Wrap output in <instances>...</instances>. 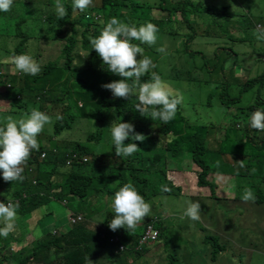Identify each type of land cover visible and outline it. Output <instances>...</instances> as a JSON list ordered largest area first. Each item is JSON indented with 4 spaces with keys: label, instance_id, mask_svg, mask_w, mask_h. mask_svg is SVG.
<instances>
[{
    "label": "trees",
    "instance_id": "16d2710c",
    "mask_svg": "<svg viewBox=\"0 0 264 264\" xmlns=\"http://www.w3.org/2000/svg\"><path fill=\"white\" fill-rule=\"evenodd\" d=\"M39 1L38 4L41 2L48 9L43 8L38 14L40 17L33 24L34 32L32 34L21 31L25 19L17 20L12 24V34H7L15 39L12 42L13 51L10 53H27L38 61L37 58L42 55L41 40L44 42L62 40L60 57L39 61L42 67L41 72L36 76L24 74L20 86L17 85L15 74L11 72L6 75L5 72H0V87L4 89L3 97L0 98L7 100L8 105L5 106L9 107L11 116L20 118L23 115L17 113L21 110L22 103V108L25 104H29L26 112L32 107L41 111L42 104L40 103L51 102L55 106L50 114H47L53 120L51 135L49 137L44 134L38 135L40 148L38 151H32L21 174L22 180L5 182L0 174L1 194L12 195L19 201L17 217L23 214H32L43 205H53L56 201H65L66 203V196L81 201L95 193L104 191L105 197H111L124 183H132L139 193L145 188L141 195L143 198L151 197L149 189L158 188L155 184L157 174L162 173L163 181L167 180L165 175L168 173L160 167V164L168 157H172L176 162L186 153L189 156L190 152L191 161L196 166V169L191 170V173L194 175L195 185L200 191L190 194L189 200L202 203L197 195L204 193L225 203L228 198L223 196L224 190L220 189L219 185L224 189L225 185L229 183L228 177H232L236 186L234 198L237 205L243 207V204H240V201L243 202V200L238 199L236 193L241 192V196H243L245 190H251L256 196L254 199L248 200L251 202L247 203L248 209L260 211L264 218V137L255 143L254 135L257 134V131L249 126L251 113L256 109L264 111L262 106L264 99L260 97V90L264 86V73L246 78L236 86L237 92H232L230 85L233 81H229L224 73L219 82V80L211 81L199 75L195 67L193 68L196 72L189 69L186 75L184 70L183 74L177 72L181 70V64H173L168 55L173 52L178 53L179 48L174 47L168 52H161L151 49L157 45V41L153 45H140L144 49V55L150 57L154 64L149 74L141 77V82L149 79L151 72H156L164 81L180 87L185 84H194V88H200L198 92L203 91L205 104H209L211 107L214 103L217 104L214 106L221 105L225 107L224 111L239 102L248 90L256 89L257 95L252 96L244 107H238V110L233 114L234 117L243 120L245 117L243 110L249 112L245 117L247 118L244 122L245 129L240 135L239 145L244 143V148L241 150L236 149L239 145L226 146V144L229 143L227 140L230 138L229 136H233L234 139L238 138V135L234 134V130L243 128L244 124L241 126L234 122L235 128L230 129V120L225 119L227 116L225 113H223V119L220 117L216 120L211 118L212 121L207 119V124H194L188 120L187 115L183 114L182 105H179L175 118L165 124L159 119L152 121L150 117H144L136 111L135 105L138 103L136 97H130L128 100L113 98L110 90L101 87L102 84L123 79L108 71L107 65H104L95 50L91 49L88 39L89 36L98 35L110 18L116 17L123 22L135 24L137 27L151 22L159 29L157 37L159 33L163 32L172 37L179 36L186 49L187 46L193 44L192 41L196 33L194 20L197 23V20L200 19L197 4L201 2H196V0H92V4L84 12H74L72 0H62L68 14L58 20L53 10L55 0ZM27 2L30 4L35 1L27 0ZM220 2L221 7H213L212 10L210 8L211 14L217 20L213 19V25L216 22V27H218L220 19L236 18L237 23H242L244 25L242 28L248 31L255 27L252 26V19L247 16L248 11L247 15L240 14L243 12L238 11L239 13H237L230 10V5L225 0H220ZM159 12L167 16L170 22L167 27L170 28L169 30L165 29L167 21L164 22L162 19L153 17ZM178 14L181 15L182 21L176 18ZM257 23H259L258 20ZM235 33H239L238 29ZM236 40L245 41L246 35L236 38ZM222 49L226 55L224 58L231 61L232 65L237 64V58L233 57L234 52H231L227 47ZM217 50H221V48L217 47ZM195 53L203 54L192 51V53H188V57H192ZM218 56L220 57V55ZM139 58L137 56V59ZM178 59L182 60L180 52ZM226 60L222 62L217 58L215 63L210 66L205 63V66L208 71H211L216 64H220L224 71L226 70L224 68ZM0 63L3 62L0 61ZM165 63H168L166 68ZM12 66L10 64L9 68H13ZM226 73L228 74V72ZM232 79H237V77L234 76ZM194 88H189L187 92H191ZM1 99L0 105L2 104ZM44 105L46 107L48 104ZM1 113L2 110H0V120L8 116ZM57 115L62 116L63 119L56 120ZM112 121L131 123L136 133L146 137L143 142L131 140L124 142L125 144L136 143L140 150L127 157L115 155L114 144L108 128ZM215 122L217 123L214 126ZM147 129H149L148 133H146ZM68 130L71 131L61 139H54L56 135ZM80 132L82 139H79ZM107 136L109 137V146L107 142L103 143V139ZM156 140L157 142L151 144ZM162 140L164 141L162 142ZM41 153H44L43 158H41ZM229 157L233 159L228 163V167L227 165L221 166L223 160H227ZM244 158L245 162L242 161ZM219 169H222V172ZM137 171L144 172V174L138 175ZM262 171L263 174H260ZM211 173L214 178L209 180L206 176ZM219 174H221V178L217 177ZM183 180H187V177H183ZM167 185L168 189L166 186L162 187L165 193L182 195L183 185L174 186L172 179H168ZM255 187L258 193L254 190ZM237 205L233 208L222 206L224 209L219 211L221 217L229 218L230 225L235 219L239 224L248 219V213L238 212ZM219 207V204L208 208L201 205L200 219L201 217L202 220L212 218L216 212L215 209ZM45 211L46 209L43 208L39 213L44 214ZM47 212L51 214V212L54 213V210L50 209ZM111 213L114 216L112 210ZM72 214L75 213L72 212ZM104 215L102 223H96L87 217L67 225L63 230L55 227L51 230L53 233L38 236L30 241V245L29 243L24 244L23 231L20 230L19 233L21 226L19 225L18 228L16 227L17 232L14 228L9 233V235L11 234L10 241L15 244H23L24 247L19 249L15 247L10 250L8 247L10 243L7 242L5 246L8 249L0 255V264H87V258L92 259L93 264H102L103 261H106L107 264H125L128 257L141 254L144 248L137 251L134 246L151 219L142 225V222L139 223L135 230L121 228L114 232L108 227V222L113 216L109 217L110 213L107 210H104ZM238 215L241 218H238ZM213 218L217 221L213 225L216 228L219 227L218 229L222 232H226L228 227L220 223L221 219ZM154 221L153 226H158L157 221ZM164 224L163 220L162 229ZM0 227L3 225L0 224ZM219 233L210 231V234L202 235L201 241L210 246L208 253L211 254V261H215L217 255L225 247L224 243L220 241L223 238ZM112 235H119L120 243H124L126 247L119 249L118 244L110 243L108 238ZM221 235H228V232L221 233ZM263 235L264 233H261V237ZM159 237L158 239H160ZM5 241L6 238L0 236V248H4ZM167 256V264H178L173 253H169Z\"/></svg>",
    "mask_w": 264,
    "mask_h": 264
},
{
    "label": "rangeland",
    "instance_id": "374dc122",
    "mask_svg": "<svg viewBox=\"0 0 264 264\" xmlns=\"http://www.w3.org/2000/svg\"><path fill=\"white\" fill-rule=\"evenodd\" d=\"M33 1L35 2L29 4L27 0H14L11 11L6 13L0 12V61L5 63L0 64V72H5L6 75H9L11 72L15 74L16 82L19 86L22 83V76L24 74L14 71L13 68H9L10 65L8 58L15 54L10 53L13 51L12 42H14L15 39L13 36H7V34H12V24L21 19H25L24 26L22 27L21 31L30 32L31 34L34 32L32 27L40 17L38 14L43 10V8L48 9V7L43 6L40 2L45 0ZM38 1L41 5L38 4ZM198 1L201 2L197 4L200 19L197 20V23L196 20H194V29L196 33L192 41L193 44H190L185 49L184 43L179 36L172 37L169 34L163 32L158 34L157 45L151 49L154 51H160L159 49H163L161 52H168L172 48L177 47L180 49V54H182V60L178 59V51V53L173 52L168 55L173 64H181V70L177 72L183 74L182 72L184 70L186 75L187 70L190 69L191 71H194L193 67H195L197 69L195 70L199 75H202L204 78L211 81L219 80V82L222 80V74L224 73L226 74V77H228L229 81H233L232 85H230V90L232 92H237L238 88L236 89V86H238L239 83L245 81L246 78L255 77L261 73H264V36H262V32H264V0H225L230 5V10H232L233 5L237 8L245 9V11H240L239 9L234 8L232 11H236L237 13L240 11L243 12L240 14L245 13L246 15L248 11L247 16L252 19V26L256 27L250 28L249 31L242 28L244 25L242 23H237L236 18H225V20L220 19L219 26L216 27V22L215 25L212 23L213 19L215 18L211 14L210 8L212 10L213 7H221L222 4L220 0H196V2ZM153 17L159 20L162 19L164 22L167 21L165 23V29H170L167 28L170 25V22L168 21L165 14L159 12ZM176 18L182 21L180 14H178ZM257 20L259 23H257ZM206 22H208V24H206ZM237 29L239 31L238 34L235 33ZM243 35H246L245 41L236 40V38H240ZM32 41L35 40L32 39ZM62 44V40H48L47 42L41 40L40 46L42 47V55L37 58V62L60 57V49ZM217 47H220L221 50H217ZM223 47H227L231 52H234L233 57L237 58V64L232 65L231 61H227L224 58L226 55L222 49ZM192 51L202 52L203 54L195 53L192 55V57H188V53L190 54ZM218 55H220V57ZM217 58L222 62L223 60H226V63H224V68L226 70L223 71V67H221L220 64H216L214 69L208 71L205 63L210 66L216 62ZM40 62L39 64L41 66ZM167 64L168 63H165V68L167 67ZM226 64H229L230 66L226 68ZM226 72H228V74ZM234 76L237 77V79L233 80L232 78H234ZM166 82L174 87L173 88L171 86L174 91L182 94V112L185 116L187 115L188 120L194 124H207V119L211 120V118L216 120L218 117H220L223 119V113H225L227 115L225 119L230 120V129L235 128L234 122L238 121L240 122L239 124L243 126L244 121L238 117H234L233 114L238 110V107H244L248 104V101L252 98V96L257 95L256 89H250L244 94L243 98L239 102L234 103L230 109L224 111L225 107L221 105L214 106L217 105L214 103L211 107L209 104H205L203 100V91L198 92L200 88H194V84H185L184 86L180 87L179 85H174L171 82ZM189 88L194 89L191 92H187ZM3 93L4 89L0 87V97H3ZM260 97L264 99V86L260 90ZM4 100L5 99H1L2 104L0 105V110L5 109L1 114L10 115L9 107L5 106L8 105V103L3 102ZM40 104H42V108L40 107L41 111L45 112L46 114H50V112L53 110V107H55L51 102ZM44 104L48 105L45 107ZM262 106L264 110V105ZM22 107L21 110L17 111L18 115L19 113L20 115L24 114L28 109L29 104L27 103L24 105V108ZM247 112V110H243V115L245 117ZM216 123L217 122L214 123V126ZM51 129V124L45 125L44 130L40 133V135L44 134L45 136L49 137L51 135ZM244 129L245 124L243 128L234 130V134L238 135V138L234 139L233 136H229L230 138L227 139L229 143L226 144V146H238L241 142L240 135ZM71 130L63 131L62 133L56 135L54 139H61ZM148 130L149 129L146 130V133L149 132ZM81 135L82 133L80 132L79 139H82ZM263 137L264 133L257 131V134L254 135V141L258 142L259 139H262ZM163 141L164 140H162V142ZM82 142L88 144L85 140H82ZM105 142H107L109 146L108 136L103 139V143ZM155 142H157V140L151 144ZM242 148H244V143H241L236 149L241 150ZM232 159V157H229L227 160H223V163L220 165H227L228 167V163ZM236 160L240 162V160ZM242 161L245 162V158ZM160 167L167 171L168 174L165 175L167 180L166 182L163 181L162 173L157 174L155 184L158 186V188L154 190L149 189L151 197L144 198L145 201L151 204L152 211L151 214L141 223L142 225L144 222H147L151 219L145 229L150 228V231L155 234L156 239L154 242L147 244L146 247H144V249L141 251V254H136L135 257H128V261L125 264H167V255L169 253H173L178 264H264V235L261 237V233H264V218L261 216L260 211L248 209L247 203L250 204L251 202L244 201L242 198L243 196H241V192L236 193V197L243 200V202L240 201V204H243V207L237 205V201L234 198V192L236 191L233 190V188L236 189L234 184L235 181L231 177L229 178L228 185H225L224 189L219 185L220 189L224 190L223 196L228 198L225 203L222 202V200L220 201L204 193L197 195L199 201H202V203H200L202 206L208 208L210 206L212 207L213 205L219 204L220 207L215 209V214H217H214L212 218H205V220H202L203 218L201 217V219L198 221H192L183 214L187 206L185 202L189 200L188 198L190 194L198 193L200 190H198V186L195 185L194 175L191 173V170L196 169V166L191 161L190 152L189 156L188 153H186L183 158H178L176 162L173 161L172 157H168L165 161H163V163L160 164ZM232 169H234V167H232ZM136 173L138 175H141L142 173L144 174V172L141 171H137ZM260 174H263V171ZM183 177H187V180H183ZM206 177L209 180L214 178L212 173ZM168 179H172L174 186L183 185V188L181 189L182 195H172L163 191V186H166L167 189L169 188L167 185ZM144 189L145 188L142 189L143 191H140V194L144 193ZM254 190L258 193L256 187ZM104 194V191L101 193H95L81 201L79 199L66 196V203L63 201H56L55 204H50L52 208L50 205L47 206L46 204L33 211L32 214H23L17 217L14 223V228H18V226L21 225L19 233L20 230L23 231L24 244L29 243L30 245V241L37 238L38 236L46 233H53L51 230L55 227L63 230V228L68 225L67 216L71 212L82 213L84 218L89 217L98 223L105 217L104 210H107L110 213L109 217L111 216V209L109 207L110 197H105ZM255 196L256 195H254V198ZM100 203L102 204L100 205ZM235 205H237L238 212L248 213V219L243 220L242 224H239V222H237L235 219L233 224L230 225L229 218L225 219L227 216L221 217V213L219 211L224 209L222 206L233 208ZM43 208L46 209L45 213H39V211ZM50 209L52 211L54 210L53 214L47 212ZM239 215L238 218H241ZM213 217L221 219L219 220L220 223L228 227V229L226 228V232H228V235L231 239L227 235H221V233L226 234V232H222L220 229H218L219 227L216 228L213 225V223L216 224L217 222ZM152 220H156L158 226L154 227ZM163 220L165 224L163 225L164 228L162 229L161 227ZM154 223L156 222L154 221ZM159 223L161 224L159 225ZM210 231H217L218 233L220 232V236L226 240V243L223 240H220L221 243H224L225 247L223 251H220V253L217 255L218 257L215 261H211L210 259L211 254L208 253V249L210 248L209 244H205L201 241L202 235L204 236L206 234H210ZM158 237L160 239H158ZM10 238L11 234L6 237V241L3 246L4 248H0V255H2L5 250L7 251L8 248L5 246L7 242L10 243V247L8 246L10 250L14 249L15 247L17 249L24 247L23 244L12 243ZM109 242L113 243L110 240ZM102 264H107V262L103 261Z\"/></svg>",
    "mask_w": 264,
    "mask_h": 264
},
{
    "label": "clouds",
    "instance_id": "9594fccd",
    "mask_svg": "<svg viewBox=\"0 0 264 264\" xmlns=\"http://www.w3.org/2000/svg\"><path fill=\"white\" fill-rule=\"evenodd\" d=\"M13 3L14 0H0V12L11 11ZM91 4L92 0H72L74 12H84ZM234 8L245 11L244 8H237L233 5L232 10ZM53 10L58 20L68 14L62 0H55ZM158 31L157 26L151 22L137 27L135 24H129L112 17L98 35L89 36L88 39L91 49L95 50L103 64L107 65L108 71L123 78L102 84L101 87L110 90L113 98L128 100L130 97H136L138 100L135 105L136 111L144 117H150L152 121L159 119L166 124L175 118L178 106L183 101L182 94L174 91L156 72H151L150 78L141 82V77L148 75L154 64L150 57L144 55V49L140 45L155 44ZM262 36H264V32H262ZM159 50L163 51V49ZM137 56L140 58L137 59ZM8 62L9 65H13V70L16 72L31 76H36L41 72L39 62L27 53L13 54L8 58ZM229 66V64L225 65L226 68ZM3 102H7V100L5 99ZM62 119V116H56V120ZM52 123L53 120L49 115L35 107L30 108L20 118L8 115L0 120V174L5 182L22 180L21 174L32 151H38L40 148L38 135L44 130L45 125ZM238 125L240 124L238 123ZM249 126L256 131H264V111L254 110L249 118ZM108 128L116 156L127 157L140 150L136 143L125 144V140L143 142L146 139L143 134L136 133L134 126L128 122L112 121ZM43 157L44 153H41V158ZM242 198L244 201L254 199L253 192L245 190ZM109 200V207L114 216L108 222V227L114 232L121 228L135 230L137 225L144 221L152 211L151 204L145 201L132 183H124ZM18 203L17 198L0 192V224L3 225L0 227V236L6 238L13 230L17 219ZM185 203L187 206L183 213L184 216L192 221H198L200 219V203L192 200ZM76 215H81V219L84 218L82 213L72 214L71 212L67 216L68 225L72 224L68 217ZM114 236L118 238V242H112L120 243V236L112 235L110 237ZM155 239L146 241L139 248H136L137 240L134 249L139 251ZM121 244L124 249L126 245L122 242ZM87 264H93V261L87 258Z\"/></svg>",
    "mask_w": 264,
    "mask_h": 264
},
{
    "label": "built area",
    "instance_id": "2783aa9c",
    "mask_svg": "<svg viewBox=\"0 0 264 264\" xmlns=\"http://www.w3.org/2000/svg\"><path fill=\"white\" fill-rule=\"evenodd\" d=\"M258 132L264 133V131H258ZM68 162H69V160H68ZM68 219L71 223H74L77 220L81 219V215L69 216ZM154 238H155V234L150 231V228L145 229L143 234L140 236V238L138 240V244L136 245V248L141 247V244L145 243L148 240L154 239ZM110 241L118 242V238L116 236L110 237ZM118 247H119V249H122L123 245L121 243H118Z\"/></svg>",
    "mask_w": 264,
    "mask_h": 264
},
{
    "label": "crops",
    "instance_id": "0c3cea01",
    "mask_svg": "<svg viewBox=\"0 0 264 264\" xmlns=\"http://www.w3.org/2000/svg\"><path fill=\"white\" fill-rule=\"evenodd\" d=\"M246 120H247L246 118L243 119L244 122H246ZM237 123H240V122H237ZM254 142H255V141H254ZM258 142H259V141H258ZM255 143H257V142H255ZM219 171L222 172V169H219ZM217 177H220V178H221V174H219ZM228 178H230V177H228ZM231 178H232V177H231ZM232 179H233V178H232ZM235 187H236V186H235ZM233 190H235V189L233 188ZM51 214H53V213L51 212ZM111 216H113L112 213H111ZM227 236L230 238L229 235H227ZM230 239H231V238H230ZM222 240H223V241H226V240H224V239H222ZM251 244H252V243H251Z\"/></svg>",
    "mask_w": 264,
    "mask_h": 264
}]
</instances>
